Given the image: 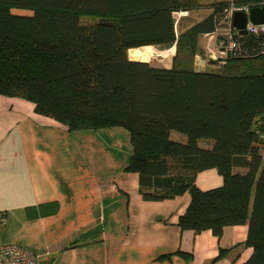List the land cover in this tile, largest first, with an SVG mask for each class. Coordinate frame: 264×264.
Wrapping results in <instances>:
<instances>
[{
  "label": "trees",
  "instance_id": "1",
  "mask_svg": "<svg viewBox=\"0 0 264 264\" xmlns=\"http://www.w3.org/2000/svg\"><path fill=\"white\" fill-rule=\"evenodd\" d=\"M257 1L211 3V13L177 31L173 12L198 0H0V95L30 101L69 131L123 127L131 145L124 170L137 173L144 200L188 192L181 229L219 237L246 223L252 252L243 264H264L263 39L243 36L245 55L220 70L192 66L199 35L221 24L224 8ZM173 43L169 67L127 53ZM208 168L222 183L202 190L195 177Z\"/></svg>",
  "mask_w": 264,
  "mask_h": 264
},
{
  "label": "crops",
  "instance_id": "2",
  "mask_svg": "<svg viewBox=\"0 0 264 264\" xmlns=\"http://www.w3.org/2000/svg\"><path fill=\"white\" fill-rule=\"evenodd\" d=\"M218 1L227 0H198L200 6L189 14L205 13L181 21L179 30L207 16L211 3ZM217 40L199 35L192 60L195 70H205L203 62L214 64L209 59ZM89 131L94 129L69 131L52 117L35 112L30 101L0 95V247L15 243L27 248L38 254V264H243L247 260L252 247L245 244L246 223L224 226L219 237L209 229H181L177 221L189 203V193L144 200L137 173L123 169L110 177L107 169L92 162L83 150L82 137ZM199 143L209 147L211 142ZM221 183L215 168L195 177L202 190Z\"/></svg>",
  "mask_w": 264,
  "mask_h": 264
},
{
  "label": "rangeland",
  "instance_id": "3",
  "mask_svg": "<svg viewBox=\"0 0 264 264\" xmlns=\"http://www.w3.org/2000/svg\"><path fill=\"white\" fill-rule=\"evenodd\" d=\"M183 10L174 11V23L177 26V31L179 30V25L181 21L190 22L194 17L198 18L205 13V10H202L198 13L189 14L187 11L186 14L183 13ZM95 20L92 16H81L80 22L82 24H89ZM183 26V25H182ZM226 24L221 25L217 28L216 33L220 35L226 28ZM152 49L149 46H146V54H136L134 55L137 58H144V61H148L152 65L164 67L171 64L173 55L176 51L175 43L171 45H152ZM173 48V49H172ZM215 50L211 51L210 55L214 53ZM168 53V55H167ZM209 58V57H208ZM210 58L215 59L210 56ZM205 70H220L222 63L217 62L215 59L214 64L209 65L208 62H203ZM261 124V129H259L260 134L264 135V119L259 121ZM88 134L83 135V140L86 141L85 152L89 154L92 162L96 165H102V169H107L110 173V177L120 174L124 171L123 167L126 165L130 152L131 145L129 143V135L126 129L121 126H110L94 129L93 132L89 131ZM99 133V134H98ZM173 137H180L183 134L172 131L171 134ZM200 142L205 143V140H200ZM260 150L264 154V141L260 143Z\"/></svg>",
  "mask_w": 264,
  "mask_h": 264
},
{
  "label": "built area",
  "instance_id": "4",
  "mask_svg": "<svg viewBox=\"0 0 264 264\" xmlns=\"http://www.w3.org/2000/svg\"><path fill=\"white\" fill-rule=\"evenodd\" d=\"M252 7H264V0H259L253 4H235L230 2L224 8L223 21L221 25L226 24L224 31L217 35L216 27L214 31L204 33L209 38H218L217 47L211 54L217 62L223 63L228 57L245 55V44L241 39L246 35L261 37L264 43V23L253 24L249 20L246 24V35H239L232 26V17L236 11H242L248 15ZM187 11L184 10V14ZM260 139L264 141V135L260 134ZM0 264H38V254L19 246L15 243H5L0 247Z\"/></svg>",
  "mask_w": 264,
  "mask_h": 264
},
{
  "label": "water",
  "instance_id": "5",
  "mask_svg": "<svg viewBox=\"0 0 264 264\" xmlns=\"http://www.w3.org/2000/svg\"><path fill=\"white\" fill-rule=\"evenodd\" d=\"M248 20L253 24L264 23V7H252L248 15L242 11H236L232 17V26L237 30L239 35H246V24ZM209 62H215L210 58Z\"/></svg>",
  "mask_w": 264,
  "mask_h": 264
},
{
  "label": "bare ground",
  "instance_id": "6",
  "mask_svg": "<svg viewBox=\"0 0 264 264\" xmlns=\"http://www.w3.org/2000/svg\"><path fill=\"white\" fill-rule=\"evenodd\" d=\"M149 47H150V49H152L151 46H149ZM145 49H146V47H144V46H142V47L141 46L140 47H132V48L127 49V53L129 55L146 54ZM167 55H168V53H167Z\"/></svg>",
  "mask_w": 264,
  "mask_h": 264
}]
</instances>
